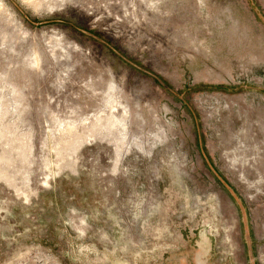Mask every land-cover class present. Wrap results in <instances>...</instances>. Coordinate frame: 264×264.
<instances>
[{
    "label": "rangeland",
    "instance_id": "374dc122",
    "mask_svg": "<svg viewBox=\"0 0 264 264\" xmlns=\"http://www.w3.org/2000/svg\"><path fill=\"white\" fill-rule=\"evenodd\" d=\"M0 264H264V0H0Z\"/></svg>",
    "mask_w": 264,
    "mask_h": 264
}]
</instances>
